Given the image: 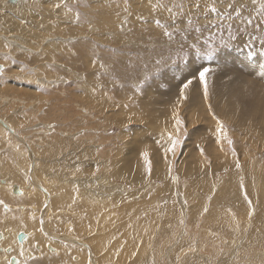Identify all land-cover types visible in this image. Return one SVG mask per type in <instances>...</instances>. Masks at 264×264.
<instances>
[{
	"label": "rangeland",
	"instance_id": "1",
	"mask_svg": "<svg viewBox=\"0 0 264 264\" xmlns=\"http://www.w3.org/2000/svg\"><path fill=\"white\" fill-rule=\"evenodd\" d=\"M26 1L15 9L3 1L8 8L0 24V112L14 117L20 124L14 127L39 151L35 181L53 187L55 212L44 219L45 244L58 243L51 238L59 236L88 244L95 238L115 258L124 256V262L113 258L105 264H264V0H199L201 8L192 11L199 18L196 27H204L189 26L187 32H175L180 25L156 10L157 0ZM249 19L253 24L246 25ZM165 28L175 32L172 50L160 39ZM17 35L21 44L13 38ZM181 42L219 50L212 61H196L213 69L207 96L196 79L183 89L187 98L179 96L190 77L187 53L174 51ZM161 58L168 60L162 68L155 64ZM110 61L120 70L134 69L131 78L105 75ZM156 72L160 75L141 95L138 84ZM174 108L184 122L178 133ZM169 134L181 140L175 154L164 151L171 147ZM0 138L5 177L24 185L31 197L33 172L25 181L18 171L25 175L32 157L25 150L14 152L24 149L14 135L0 133ZM52 148L61 153L47 157ZM64 155H75L71 165ZM53 163L73 172L67 175ZM64 180H74L76 191L59 187ZM83 197L89 201L82 203ZM12 201L35 217L42 212L36 204ZM10 212L6 218L21 215ZM45 257L50 255L44 252Z\"/></svg>",
	"mask_w": 264,
	"mask_h": 264
},
{
	"label": "bare ground",
	"instance_id": "2",
	"mask_svg": "<svg viewBox=\"0 0 264 264\" xmlns=\"http://www.w3.org/2000/svg\"><path fill=\"white\" fill-rule=\"evenodd\" d=\"M4 0H0V24H4V19H5V14H4V11L8 8L4 6V3H3ZM11 2H14V3H10L9 0H6L7 4L9 3V5H13V6H9V8H14L19 5L21 7V5H23L22 3V0H10ZM16 1V2H15ZM29 1V0H28ZM28 1H26V5H28ZM44 1V0H43ZM48 1V0H46ZM51 1V2H50ZM19 2V3H18ZM49 2L52 4L53 2H55L54 0H49ZM58 2V1H57ZM18 3V4H17ZM10 10V9H9ZM13 10V9H12ZM7 11V10H6ZM17 36H20V35H17ZM14 40L18 43H22V39L21 36L20 37H13ZM8 41H10L11 39L9 38H6ZM236 57V55H235ZM234 57V58H235ZM239 58V57H238ZM237 58H235L236 60ZM242 60V58H241ZM2 66V65H0ZM3 67V66H2ZM259 68V67H258ZM4 114L2 112H0V118L3 119L7 124H9L13 130V132H15V134H19L20 137H22L23 139H20L18 141H21V145L24 147V149H16L14 150V152H24L23 150H25V152L27 154H29L31 157H32V160L30 161L29 163V166L27 168V163H26V173L25 175L23 174L22 170H19L18 172L23 176V178L25 179V181H27V174H28V171L30 170L31 172V175H29V178L33 184H35L36 186H34L33 188V185L30 186V193H31V197L27 198L25 195H26V190H25V187L24 185H22L20 182H14V181H9L8 184H13V185H6L4 187H2L0 189V201H3L2 204H0L1 207H4L5 205L7 206L6 208L4 209H8L6 212L10 213V211H12L11 209H14L15 208H18L16 205L13 207L12 204H16L14 203V201L12 200H15V201H21V200H25L24 202L27 204V206H30L29 204H36L37 205V208L39 209V211L41 212V214H36V216L38 217H35L33 213L32 214V211L29 210L28 207H23V208H20L22 213L24 214H21V215H24L23 216H17V217H9L7 219H4L1 215H0V218H2L3 220H0V225L1 226H6V227H9L8 230H5L3 232V237L0 239V264H3V261L5 259H8L10 261L11 264H20L21 263V259L22 256L21 254L19 253V249H21V246H18L20 248L18 249H14L13 246L17 245V235L19 232H17L15 229H33L30 233H27V237L22 240V242H19L21 245L25 244V242H27L30 238L32 239V241L34 242L35 246H34V250H30L29 252V256H34L36 253H44V252H47L49 253L50 251L47 250V247L49 248V245H51L52 247L55 248V251H51L53 253H61L60 249L58 248V246L54 243H49V244H45V242L43 241V236H47L46 234L48 233H45L47 232L46 229H44V231L39 227V219H49L47 218L46 215L50 214V211H51V214L55 211H53V196H52V189L53 187L51 188V186L47 185L46 183L44 184L45 187L39 183V182H36L38 181L39 179H37L35 176H36V173H35V166H36V161L38 159V156L40 155L39 151H37L36 149H34V145L31 144V142L29 141V139L27 138H24L20 132L14 127V126H18L20 125L17 120L14 118V117H8L5 118L3 117ZM25 120V119H24ZM0 133H8L10 134L11 136L14 135L15 137H17L14 133H11L8 129H6L5 127H3V125L0 124ZM54 137V136H53ZM18 138V137H17ZM19 139V138H18ZM1 140V138H0ZM17 140V139H15ZM14 141V139H13ZM17 141V142H18ZM75 141V140H73ZM77 144V143H76ZM0 150H5V149H0ZM63 151V150H62ZM70 152V151H69ZM58 153H61V152H58L56 151L54 148H52L49 152H48V155L47 157H53V156H56ZM44 154V152H43ZM68 154V150H67V153ZM59 158V157H58ZM57 158V159H58ZM75 158V155L73 156H70V155H64L63 157V161L68 159V162H69V165L72 164V159L74 160ZM30 159V158H29ZM107 160V159H106ZM56 162V161H55ZM65 163V162H64ZM67 163V162H66ZM89 163V162H88ZM55 163L52 164V166L54 165ZM3 166V163L0 162V167ZM261 166V165H260ZM58 167H61L62 169H64V173L66 170H68L67 172V175L70 174V172H73L72 169L68 167H62V166H59L56 164V166H53V168H56L57 170H59ZM263 173H264V170H263ZM74 175V174H73ZM78 174H76L77 176ZM74 177V176H73ZM70 178V179H73ZM80 177V176H79ZM109 177V176H108ZM57 178V177H56ZM60 178V177H58ZM76 178V177H75ZM82 179V178H81ZM36 180V181H35ZM232 180V179H231ZM261 180V179H260ZM65 181V180H64ZM74 181V180H73ZM73 181H65L61 184H59V187H65L67 190H70L72 189V186L75 187V191H76V185L75 183H73ZM81 181V180H80ZM240 181V180H239ZM54 182V181H53ZM110 182V181H108ZM81 183V182H80ZM263 184V182H261ZM6 184V183H5ZM58 184V183H57ZM111 184V183H110ZM15 185L17 187H19L21 189V192L20 193H17L14 191V187ZM79 185V184H78ZM83 185V183H82ZM28 186V187H29ZM58 187V186H57ZM58 187V188H59ZM78 187V186H77ZM81 187V186H80ZM82 188V187H81ZM42 189V190H41ZM51 189V191H50ZM83 189V188H82ZM106 189V188H105ZM104 189V190H105ZM123 189V188H122ZM79 190V189H78ZM85 190V188H84ZM88 190V188H87ZM124 190V189H123ZM80 192V191H79ZM12 194L15 198H13L10 194ZM29 193V192H28ZM82 194V193H81ZM264 194V193H263ZM262 194V195H263ZM79 195V194H78ZM77 195V196H78ZM29 196V195H28ZM90 196L93 197V199H95V197L93 195H91L90 193ZM264 196V195H263ZM79 197V196H78ZM77 197V199H78ZM85 197H89V194L87 193V195ZM85 197H83V200H82V203L83 202H86V201H89V200H86L85 201ZM180 197V196H179ZM81 197H79L80 199ZM76 199V198H75ZM263 200V199H262ZM5 201L11 203V205L8 204H4L6 203ZM78 201V200H77ZM93 201V200H92ZM90 201V202H92ZM180 201V200H179ZM264 201V200H263ZM261 201L263 204L264 202ZM19 204V203H17ZM24 205V204H23ZM77 205V203H76ZM88 205L90 208L89 209H94V206L92 204H86ZM99 205V203H98ZM77 207V206H76ZM51 208V209H50ZM244 208H246L244 206ZM78 209V208H77ZM33 210V208H32ZM38 211V210H37ZM137 211V210H136ZM4 212V211H3ZM142 212V210L140 211ZM197 212V211H196ZM138 213H139V210H138ZM187 213V212H186ZM211 213V212H210ZM50 214V215H51ZM142 214V213H140ZM49 215V216H50ZM259 215V214H258ZM215 216H217V214L215 213ZM257 217H260V216H257ZM256 217V218H257ZM53 218V217H52ZM245 219V218H244ZM259 219V218H258ZM257 219V220H258ZM256 220V219H255ZM260 220V219H259ZM261 221V220H260ZM232 222V221H231ZM259 223V221H257ZM37 225L36 229H35V224ZM227 223V222H226ZM237 223V222H235ZM240 223V222H239ZM129 224V223H128ZM225 224V223H224ZM263 224V223H262ZM40 225L42 226V224L40 223ZM226 225V224H225ZM229 225V223H228ZM222 226V225H221ZM220 226V227H221ZM220 227H217V228H220ZM224 227V226H223ZM222 227V228H223ZM227 227V225L225 226ZM224 227V228H225ZM233 227V225H232ZM237 227V226H236ZM245 227V226H244ZM223 228V230H224ZM228 228V227H227ZM243 228V227H242ZM249 228V227H248ZM255 228V227H254ZM241 229V228H240ZM257 229V228H256ZM229 230V228H228ZM235 230H237V228H235ZM253 230V228H252ZM82 231L85 233L86 230L82 229ZM232 231V228L231 230ZM229 231V232H230ZM234 231V230H233ZM207 232L209 233V230H207ZM225 232V231H224ZM253 232V231H252ZM254 232H256L254 230ZM232 233V232H231ZM211 234V232H210ZM228 234V233H227ZM230 234V233H229ZM56 236V235H55ZM253 236V234L251 235ZM256 236V235H255ZM57 237V236H56ZM63 238H68L67 239H62V238H58L57 239V242L58 243H62V244H58L59 246H61L62 248H65L66 250V253L68 254L69 258L66 259V261L64 262H61V263H66L68 264L69 261H72L74 264H88V261L89 259H91V264H105V263H110L113 258L115 260H117L118 262H121V261H125L123 260L124 259V256L122 257L121 255L117 258H115V256H113V253L112 252H109L107 247L105 250L103 247H102V242L99 241L97 242L95 240V238H90L88 239V241L90 242L89 244L87 242L84 241V239H79L77 238L76 236L75 237H70V236H63ZM254 238V236H253ZM254 240H256L254 238ZM5 245H3V243H5ZM254 243V242H253ZM78 245V246H77ZM43 246V247H42ZM182 246V245H181ZM188 246V245H187ZM41 247V249H40ZM192 247V246H190ZM180 248V247H179ZM187 248V247H186ZM185 248V249H186ZM184 249V248H183ZM184 249V250H185ZM183 250V251H184ZM60 251V252H58ZM70 251L72 253V251L75 253V254H79V255H76V256H71L70 255ZM183 251L181 253H183ZM187 251V250H186ZM184 251V252H186ZM120 252V251H119ZM172 252V251H171ZM193 252V251H192ZM115 254V253H114ZM116 254H119L118 252ZM186 254V253H185ZM193 254V253H192ZM191 254V255H192ZM180 255V254H179ZM185 257V256H184ZM191 257V256H190ZM15 258L17 259V263H13L12 262V259ZM75 258V259H74ZM175 258H176V255H175ZM178 258V257H177ZM180 258V257H179ZM193 259H194V262H195V257L193 256ZM113 260V261H115ZM118 262H113L111 264H119ZM193 262V263H194ZM59 263V264H61Z\"/></svg>",
	"mask_w": 264,
	"mask_h": 264
},
{
	"label": "snow or ice",
	"instance_id": "3",
	"mask_svg": "<svg viewBox=\"0 0 264 264\" xmlns=\"http://www.w3.org/2000/svg\"><path fill=\"white\" fill-rule=\"evenodd\" d=\"M56 8H60L61 5L59 3L55 4ZM201 8V3L199 2V0H157L156 3V10L157 11H163V12H167L169 14H171V21L173 26H175L176 24H179L180 27L175 29V32H179V31H188V27L189 26H193L195 31H200L204 25L200 24L199 27H196V24L199 23V18L196 15L195 12H193V9H197L199 10ZM228 9H231L233 12H236V7L229 3L227 5ZM261 8L264 9V4L261 5ZM242 9V6H241ZM125 11H129V9H125ZM212 12H216L217 11V7L215 5V2L212 5L211 8ZM239 14V13H237ZM229 14V18H230ZM76 19L77 21L80 20V14L77 11L76 14ZM157 25L160 24V21L157 20L156 21ZM253 24V21L251 19H249L248 21H246V25H251ZM123 27V25L121 26ZM218 27V25L216 26ZM237 31H239V29H237ZM174 31L168 30L167 28H165V30L163 32L160 33V39H163L165 44L169 45L170 50H172V41H173V37L175 35ZM159 43V40L157 41ZM8 46V45H6ZM227 45L225 44L224 47H226ZM174 51H176L177 55L180 56V54L183 53H187L188 55V60L186 61V66L190 68V77H186L185 80L182 82V87L179 91V96L181 99H186L187 97L184 96L183 93V89H187L189 87V85L192 84L193 79H196L198 81H202L204 83V94L205 96H207L208 94V83H207V76L210 72L213 71V69L211 67L206 66V64L204 63H200L197 64V58L201 59V60H206V61H212L217 55H219V50L216 48H209V49H203V46H198L196 43H193L192 45H184L182 42L179 43L178 47H176L174 49ZM73 55H75V53H73ZM93 55H95V53H93ZM171 57L168 58V60H170ZM168 60H164L163 58L158 59L155 61V64L162 68L164 64L168 63ZM104 66V65H102ZM134 71V69H129L127 65L124 66L123 70H120L116 67V63L114 61H110L109 62V66H108V70L106 71L105 75H109V74H115L117 75L120 79H125V77L131 78V73ZM4 74V68L2 66H0V75ZM160 75L159 72H156L152 75H147L145 77H143V81L140 82L138 84V90L140 92L141 95L144 94V92L146 91L147 87H150L151 85L148 84V81H154L156 76ZM61 80H63V78H60ZM136 79L138 81L141 80L140 76H137ZM64 83L71 85L72 81L69 80H63ZM55 87H59V85L54 84ZM96 91V88H93V92ZM179 104V101H177V105ZM117 107H119V105H117ZM125 108L128 107L127 104L124 105ZM214 118L215 114H213ZM174 120H175V126H176V132L178 133L180 131V126L184 123L183 120L180 119L177 110L174 108ZM217 122L219 124V130L221 132H223L224 130V125L223 122L219 121L217 119ZM133 123V117L132 116H128L127 117V125H131ZM23 127V126H22ZM49 127L51 128H55V125H49ZM187 130L185 129V132ZM169 143L171 145V147H165L164 151L165 154H167L169 151L173 152V154H175V149L181 144V140L178 138V136L173 135V134H169ZM231 143V141H230ZM145 161H148V153L145 151L142 153ZM237 168L240 167L239 163H237ZM149 170H150V165H149ZM97 171H99V166H97ZM95 174V173H94ZM245 195L247 196V194L245 193ZM3 201H0V204H2ZM186 203V201H185ZM248 204L250 206V215H254L255 214V208L251 207L252 205V201L248 200ZM205 212L208 211L207 208L204 209ZM183 222V221H181ZM190 251H194V249H189ZM22 254V253H21ZM75 259V258H74ZM88 264H91V259H89Z\"/></svg>",
	"mask_w": 264,
	"mask_h": 264
},
{
	"label": "crops",
	"instance_id": "4",
	"mask_svg": "<svg viewBox=\"0 0 264 264\" xmlns=\"http://www.w3.org/2000/svg\"><path fill=\"white\" fill-rule=\"evenodd\" d=\"M6 166L5 164H3V166L0 167V169H4ZM13 198H15L12 194H10ZM3 208V207H2ZM1 208V209H2ZM5 210H8V209H5ZM13 211H18L20 214H24L22 213L21 209H18V208H14L12 209ZM7 214H12V212L8 213L6 212ZM6 213L1 214L0 215L4 218V219H7V215ZM17 216H23L24 215H15L14 217H17ZM52 219V218H51ZM0 220H3L2 218H0ZM35 224V223H34ZM37 225L35 224V229H36ZM9 227H6L3 225V228H0V232H3L5 230H8ZM17 232H21V231H24L26 233H30L33 229H15ZM5 233V232H3ZM52 240H55L57 241L56 239L54 238H51ZM58 244H62V243H56V245L58 246V248L60 249L61 253H53V252H45L47 254L50 255V257H45V258H41L42 254L43 253H36L34 256H29V252L30 250H34V242L32 241V239L30 238L27 242H25V244L21 245L19 242H17V245L13 246L14 249H18L20 247L18 246H21V249H19V253L21 254L22 258H21V263L20 264H25L23 263L24 261H32L30 264H59L61 262H64L66 261L67 258H69L68 254L66 253V250L65 248H62L61 246H59ZM58 251V252H60ZM70 255H72L71 251H70ZM71 262V263H70ZM73 264L72 261H69L68 264ZM11 264V263H10ZM61 264H66V263H61Z\"/></svg>",
	"mask_w": 264,
	"mask_h": 264
},
{
	"label": "flooded vegetation",
	"instance_id": "5",
	"mask_svg": "<svg viewBox=\"0 0 264 264\" xmlns=\"http://www.w3.org/2000/svg\"><path fill=\"white\" fill-rule=\"evenodd\" d=\"M5 151L4 150H1L0 151V157H2V154L4 153ZM11 154L13 153L12 151L10 152ZM21 154H24V152H20ZM10 154V155H11ZM10 157H13V155H11ZM1 162V161H0ZM3 164H5V166H6V163H3ZM6 168V167H5ZM4 168V169H5ZM4 169H0V189L2 188V187H4V186H6V185H8L7 183H8V178H10V177H8V178H6L5 177V174H4ZM6 183V184H5ZM19 188V187H18ZM20 189V188H19ZM21 190V189H20ZM10 194V193H9ZM5 204V203H4ZM40 223L42 224V226L40 225ZM39 227L44 231V229H45V220H44V218L43 219H39ZM21 233H25L26 234V237H27V233L26 232H24V231H21V232H19L18 233V235H17V239H18V237H19V234H21ZM47 233H48V231H47ZM0 234L2 235V237H3V233L2 232H0ZM60 238H62V239H67L68 240V238H63V236H59ZM17 241H19V242H22V241H20L19 239L17 240ZM49 248H51V249H53L54 247H52L51 245H49ZM10 262V261H9Z\"/></svg>",
	"mask_w": 264,
	"mask_h": 264
},
{
	"label": "water",
	"instance_id": "6",
	"mask_svg": "<svg viewBox=\"0 0 264 264\" xmlns=\"http://www.w3.org/2000/svg\"><path fill=\"white\" fill-rule=\"evenodd\" d=\"M0 124L1 125H3V127H5L6 129H8L11 133H14L15 134V132H13V130H12V128H11V126L9 125V124H7L3 119H1L0 118ZM19 139H23L22 137H20L19 136V134L17 135V134H15ZM14 191L15 192H17V193H20L21 192V190L15 185V187H14ZM7 206L5 205L4 206V208H6ZM2 238V235L0 234V239ZM26 238V234L25 233H21V234H19V237H18V239L20 240V241H22V240H24ZM12 262L13 263H17V259H15V258H13L12 259Z\"/></svg>",
	"mask_w": 264,
	"mask_h": 264
}]
</instances>
